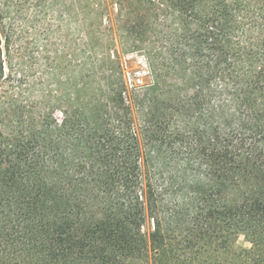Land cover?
<instances>
[{
	"label": "trees",
	"instance_id": "16d2710c",
	"mask_svg": "<svg viewBox=\"0 0 264 264\" xmlns=\"http://www.w3.org/2000/svg\"><path fill=\"white\" fill-rule=\"evenodd\" d=\"M49 2L0 0V264H264V0Z\"/></svg>",
	"mask_w": 264,
	"mask_h": 264
},
{
	"label": "rangeland",
	"instance_id": "374dc122",
	"mask_svg": "<svg viewBox=\"0 0 264 264\" xmlns=\"http://www.w3.org/2000/svg\"><path fill=\"white\" fill-rule=\"evenodd\" d=\"M97 0H74V4L76 5L77 8L82 7L84 8L83 11H85V14H88L87 6L94 5ZM49 3H53L55 7H59L62 3L61 0H50ZM110 14L111 18L115 17V9L114 7H110ZM74 20L71 19V25H70V37L73 35V29H74ZM74 36V35H73ZM122 65L125 68V71L127 72V76L129 79V82H141L146 80V62L145 59L139 55V54H129V55H124L122 57ZM57 117H60V114H56ZM150 229V224L147 223L145 226V230ZM250 245L249 243L244 239L243 236H239L237 241H236V247L237 248H248ZM140 264V263H137ZM141 264H149L148 262H142Z\"/></svg>",
	"mask_w": 264,
	"mask_h": 264
}]
</instances>
